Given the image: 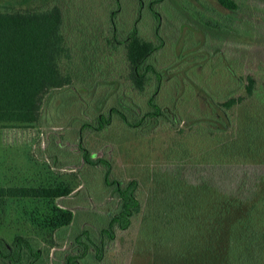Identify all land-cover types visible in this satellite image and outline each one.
Listing matches in <instances>:
<instances>
[{
    "label": "rangeland",
    "instance_id": "rangeland-1",
    "mask_svg": "<svg viewBox=\"0 0 264 264\" xmlns=\"http://www.w3.org/2000/svg\"><path fill=\"white\" fill-rule=\"evenodd\" d=\"M149 1L139 8L136 0H119L117 40L124 39L136 22L141 38L154 40ZM233 1L234 10L217 0L156 4L163 43L147 62L162 74L154 102L163 114L147 117L133 128L114 114L109 126L95 131L80 125L92 122L97 106L103 112L111 106L120 108L123 97V107L145 112L155 85L149 80L140 92L128 79L124 50L114 45L109 21L115 0H0V5L11 2L22 10L61 7L66 47L81 72L89 74L74 80L75 94L70 86L47 94L38 123L0 126V187L49 186L68 191L49 200H1L0 237L7 244L17 235L36 237L46 264H64L77 234L103 226L116 199L103 183L105 168L83 162L81 144L109 161L111 179H137L142 203L130 227L116 231L103 260L89 257L82 264H215L212 253L200 243L204 240L200 226L194 233L177 236L176 230L163 226L164 210L157 218L154 206L193 207L201 199L209 204L210 192L217 190L213 182L223 181L225 194L233 193L239 178L226 182L216 175L214 180L209 176L214 170L233 176L251 172L255 180L244 186L259 188L253 184L264 175V0ZM71 57L63 60L66 72ZM92 60L101 64V71L87 70ZM248 78L254 82L251 95L246 94ZM203 91L217 105L230 98L239 100L227 110L218 106L216 113L201 96ZM223 111V129L218 130L212 123L221 120ZM59 211L70 213L68 224L57 222Z\"/></svg>",
    "mask_w": 264,
    "mask_h": 264
},
{
    "label": "trees",
    "instance_id": "trees-1",
    "mask_svg": "<svg viewBox=\"0 0 264 264\" xmlns=\"http://www.w3.org/2000/svg\"><path fill=\"white\" fill-rule=\"evenodd\" d=\"M136 1L139 8L144 6V0ZM162 1L150 0L147 3L148 11L155 20L153 41L141 38L137 22L132 25L124 39L117 40L114 24L121 11L119 0H115V7L109 12V21L113 27V43L124 50L129 72L128 79L140 92L149 80L155 84L146 100L147 110L143 112L132 107L133 111H130V106L123 107L125 98L122 97L119 99L120 108L111 106L107 112H103L101 105L97 106L92 122L81 121V128L88 127L100 131L111 124L114 114L119 116L126 126L133 128L138 127L147 117L155 118L163 114L161 108L154 102L162 74L147 62L149 56L161 48L163 43L159 35L160 14L154 7ZM217 1L226 9L236 8L233 0ZM13 5L11 2L0 5V126L38 123L41 120L44 97L47 94L69 86L74 89L72 92L75 94L77 88L73 84L74 80L89 76L76 66L80 63L77 64L74 59L72 60L69 54L71 51L66 47L63 34L64 11L61 7L52 5L47 8L31 7L32 9L22 10L15 9ZM80 48L84 51L81 42ZM95 54L96 51H93L92 56ZM69 56L71 60L66 64L70 72H66L62 69V64L64 59H69ZM87 68L88 71L98 72L101 71V64L98 65L92 60L88 62ZM253 83V80L248 78L247 95L252 94ZM200 94L207 99L216 113L219 111L218 106L227 110L239 100V98H230L217 105L204 91ZM219 116L221 120L218 119L212 124L216 129L222 130V122L226 114L223 111ZM78 148L85 164L105 168L103 183L116 199V207L106 216L103 226L96 232L84 229L74 237L71 250L64 258V264H82V261L89 257L96 262L102 261L108 243L115 239L116 231L129 228L133 217L142 209L137 179L127 181L111 179L112 167L108 160L92 155L81 144ZM216 175L219 178L223 177L226 182L237 177L239 179L236 184L238 183L239 186L233 193L225 194L226 183L221 181L217 185L213 182L211 185L217 190L210 192L209 204L201 199L200 203L194 204L193 207H187L183 203L181 206L174 205V209H169L167 205L160 203L154 206L156 217L160 218L159 214L164 210L166 218L163 220V226L176 230L177 236H184L187 231L194 233L198 229L197 226H200L204 239L200 243H203V249L212 253V261L215 264L218 261L220 264H264V175L253 184L259 185L257 189L244 186V183L255 180L251 172L243 171L237 176H233L234 174L229 171L209 172V176L214 180ZM200 179L204 182L203 178ZM67 194L68 191L61 187H0V201L8 197L49 200ZM257 196L258 199L255 198ZM59 212L62 214L57 222L63 223L62 225L68 224L67 216H70V213ZM203 212H206L202 214L204 218L201 216ZM174 213H177L176 215L181 213V216L176 218ZM204 232L208 235L206 236ZM0 263L46 264V258L40 240L32 236L17 235L10 244L0 237Z\"/></svg>",
    "mask_w": 264,
    "mask_h": 264
}]
</instances>
